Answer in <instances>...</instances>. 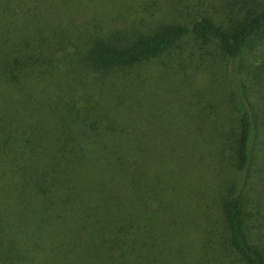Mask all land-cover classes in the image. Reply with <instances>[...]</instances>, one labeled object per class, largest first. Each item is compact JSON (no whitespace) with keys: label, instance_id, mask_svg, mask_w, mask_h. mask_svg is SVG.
<instances>
[{"label":"trees","instance_id":"16d2710c","mask_svg":"<svg viewBox=\"0 0 264 264\" xmlns=\"http://www.w3.org/2000/svg\"><path fill=\"white\" fill-rule=\"evenodd\" d=\"M142 1L0 0V264H185L198 257L185 253L187 223L165 234L151 209L152 185L143 174L155 164L149 149L123 146L132 134L121 130L117 109L100 114V98L82 105L66 96L73 85L62 84L82 67L93 71L85 78L96 97L106 96L110 89L94 71L132 68L187 40L212 42L230 60L234 81L243 56L264 45V6L225 23L200 16L185 25L157 19L180 0H148L158 23L150 31L122 44L103 36V29L118 35L122 29L115 28L137 16ZM108 4L124 8V21H101ZM84 23L96 29L90 38ZM81 52L85 60L75 61ZM241 99L239 93L231 136L239 176L252 163L259 128L254 108ZM219 205L227 247L244 264H264V247L253 241L238 189ZM217 239L216 227L206 230V252Z\"/></svg>","mask_w":264,"mask_h":264},{"label":"rangeland","instance_id":"374dc122","mask_svg":"<svg viewBox=\"0 0 264 264\" xmlns=\"http://www.w3.org/2000/svg\"><path fill=\"white\" fill-rule=\"evenodd\" d=\"M180 1L177 5L170 2L168 13L162 11L158 23L167 20L188 25L200 16L225 23L264 6V0ZM142 2L135 6L137 16L115 28L122 29L118 35L103 29V36L122 44L132 36L150 31L157 22L151 11L155 5L148 0ZM113 5L106 7L116 11L117 16L114 11L110 15L106 7L99 14L106 26L111 21L106 20L107 16L118 21H124L126 16L124 8L119 6L117 10ZM143 17L144 23H139ZM82 25L90 38V31L96 29L89 23ZM83 58L81 52V57L74 60ZM239 68L233 81L230 60L212 42L187 40L169 53L132 68L94 71L96 77L106 81V89L115 90L114 96L105 90L106 96L96 97L95 86H87L89 80L85 78L93 71L82 67H75V73L62 84L73 85L76 90L66 96H76L82 105L100 98V114L108 111L110 116L117 109L121 130L132 134L123 146L149 149L155 164L150 166L149 173L146 170L143 174L152 185L151 209L158 211L160 228L165 234L180 227L182 221L187 223L183 241L189 242V250L185 253L198 257L193 256L191 261L188 258L185 264H195L193 261L203 256L210 260L207 264H244L225 244L220 218V200L234 188L249 212L253 241L264 247V45L251 48L240 60ZM239 93L241 102L254 108L259 127L252 147V163L241 176L233 167L231 138L236 132L235 98ZM108 119L104 117L105 122ZM174 162L180 166L179 173L177 166L173 171ZM211 227L217 228L219 245L206 252L202 239Z\"/></svg>","mask_w":264,"mask_h":264}]
</instances>
